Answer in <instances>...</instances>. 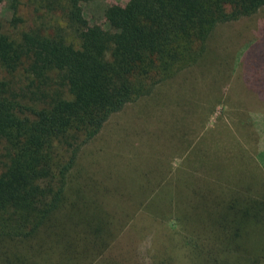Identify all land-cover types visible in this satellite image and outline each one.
I'll list each match as a JSON object with an SVG mask.
<instances>
[{
	"label": "trees",
	"instance_id": "1",
	"mask_svg": "<svg viewBox=\"0 0 264 264\" xmlns=\"http://www.w3.org/2000/svg\"><path fill=\"white\" fill-rule=\"evenodd\" d=\"M89 1L10 0L0 19V264L112 258L121 242L114 213L69 192L82 148L112 114L200 61L218 24L264 7L128 0L106 7L103 28L85 17ZM147 255L136 263L154 264Z\"/></svg>",
	"mask_w": 264,
	"mask_h": 264
},
{
	"label": "rangeland",
	"instance_id": "2",
	"mask_svg": "<svg viewBox=\"0 0 264 264\" xmlns=\"http://www.w3.org/2000/svg\"><path fill=\"white\" fill-rule=\"evenodd\" d=\"M127 1L84 15L108 28L106 7ZM69 192L114 213L121 242L94 264H137L142 249L154 264H264V7L218 24L200 61L112 114Z\"/></svg>",
	"mask_w": 264,
	"mask_h": 264
}]
</instances>
